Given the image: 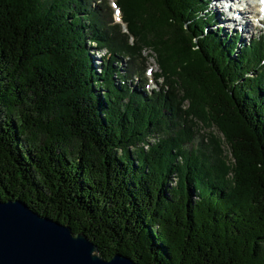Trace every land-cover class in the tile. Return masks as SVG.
Masks as SVG:
<instances>
[{"label":"trees","instance_id":"trees-1","mask_svg":"<svg viewBox=\"0 0 264 264\" xmlns=\"http://www.w3.org/2000/svg\"><path fill=\"white\" fill-rule=\"evenodd\" d=\"M114 5L122 24L102 0H0V200L106 260L264 264V34H221L208 0ZM144 48L162 80L145 94Z\"/></svg>","mask_w":264,"mask_h":264},{"label":"water","instance_id":"water-1","mask_svg":"<svg viewBox=\"0 0 264 264\" xmlns=\"http://www.w3.org/2000/svg\"><path fill=\"white\" fill-rule=\"evenodd\" d=\"M0 264H138L120 253L109 260L81 232L43 217L19 199L0 200Z\"/></svg>","mask_w":264,"mask_h":264},{"label":"rangeland","instance_id":"rangeland-1","mask_svg":"<svg viewBox=\"0 0 264 264\" xmlns=\"http://www.w3.org/2000/svg\"><path fill=\"white\" fill-rule=\"evenodd\" d=\"M102 1L107 3L109 5V7L112 8V14H111L112 15V19H113V21L119 23L120 22V13H118L117 9H114V6H113V3H114L115 0H102ZM240 1H242V2L245 1L247 3V5H249L250 8L255 9V6L253 8V5H252L254 3L253 0H240ZM208 10H210L211 12H216L217 14H219L218 13L219 11H222V9L217 10L216 7L213 5V3L209 5V9ZM230 16L231 15L229 14V17ZM246 17H247V21L251 20V21H249V24L251 23V29H250V30H252L251 33L242 35L240 32H238L239 30H237L235 28L231 29L228 25L222 24L221 22H224V19L222 17H219L220 21L217 23V25L219 24L218 25L219 28H221V30H223L221 34H223V35H225V34L233 35L234 32H237L238 35H239V40L241 42L245 43V44H247L248 41H250L252 38H255V37H258L261 34H264V28L261 29V30H257L256 26L254 28L255 23L252 21V19L249 18V12H245V18ZM230 19L231 18H229V20H227V21H230ZM119 24H122V23H119ZM122 26H124V25H122ZM86 45L89 46L90 44L87 43ZM92 47L93 48H91L89 46V50H91L90 55L92 56V58L94 60L92 65L95 66V67H98L99 66L100 57L104 55L106 49L105 48L97 49V48H95L96 46L94 44H92ZM140 57L142 58L141 63L143 64V67H144V70H143L144 71V73H143L144 77H143L142 80H140L138 78L136 79L135 76L134 77L131 76V80H128V82H129L130 85L133 84V86H137V90L139 92H143L145 94L146 92L151 91L152 89H156L157 90L159 88V86H161L162 80L160 79L159 81H157L156 84L153 81L154 80L153 79L154 78V74L159 73V71H160L159 67L157 65V62H156L155 54L153 53V51L151 49H149V48H144L142 50V52H141V56ZM120 63H121L122 67L120 66V64L117 65V66L122 68V69L124 67L125 72H127L126 68L129 67L128 66L129 64H127V59H120ZM97 72H99V69L97 70ZM185 105H187V102H185ZM199 127L201 129V134L212 135L213 137H215L216 139L219 140V142L221 143V149L223 151V155L225 156V163L230 164L231 163V160L229 158L230 155L226 151L227 148H226V146L224 144V140H223V137L220 134V132L216 128L212 127V126L209 127V126H207L205 124L202 125L201 123L199 124ZM158 138H159L158 135H154V136L150 137L149 139H147L148 143H144L142 145V147H144L145 150H148V148H149L148 145L150 143H152V144L154 142L156 143ZM199 140L200 139L198 137V142H199ZM204 142H206V139H205Z\"/></svg>","mask_w":264,"mask_h":264},{"label":"bare ground","instance_id":"bare-ground-1","mask_svg":"<svg viewBox=\"0 0 264 264\" xmlns=\"http://www.w3.org/2000/svg\"><path fill=\"white\" fill-rule=\"evenodd\" d=\"M258 1L264 2V0H253V2ZM212 3L217 10L222 9V11L218 12L219 17L224 19V22H221L222 24L228 25L231 29L235 28L239 30L238 32L242 35L251 33V23L249 24V21L251 20L247 21V17L245 18V12H249V18H251V16L256 12L255 9L250 8L245 1L212 0L211 4ZM229 14L231 15L230 17ZM229 18H231L230 21H227Z\"/></svg>","mask_w":264,"mask_h":264}]
</instances>
